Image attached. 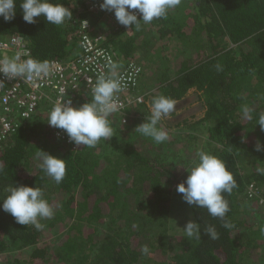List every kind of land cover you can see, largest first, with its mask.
Returning a JSON list of instances; mask_svg holds the SVG:
<instances>
[{"label": "trees", "instance_id": "16d2710c", "mask_svg": "<svg viewBox=\"0 0 264 264\" xmlns=\"http://www.w3.org/2000/svg\"><path fill=\"white\" fill-rule=\"evenodd\" d=\"M87 1L52 0L72 12L70 21L56 26L43 17L35 24L24 22L16 0L15 18H0V36L20 37L29 59L45 64L70 57L83 21L93 33L105 21L103 48L113 52L118 76L130 63L139 67L132 91L144 94L143 102L128 111L125 123L112 114L114 136L92 148L62 145L47 117L18 120L13 133L0 141V203L11 186L38 187L55 214L36 230L0 210V264H245L258 255L253 264H264V221L258 219L264 174L257 172L264 169V151L255 150L257 142L264 147V130L257 124L264 116V0H181L166 19L140 21L139 30L93 13ZM141 64L155 69L150 94L143 77L141 82ZM190 92L197 94L203 114L188 125L192 132L183 140L169 136L156 144L135 131L147 120L134 123V110L150 117L154 98L179 102ZM91 98L80 92L73 102L81 106ZM244 107L252 109L251 120L243 117ZM197 125L203 127L202 151L222 159L237 183L224 194L231 228L206 209L188 205L176 190L198 160L188 154L189 145L183 147L186 138L197 136ZM40 151L65 160L60 184L43 171ZM172 194L181 198L185 218L200 225L199 240L171 233ZM209 226L218 240L206 234ZM144 245L150 255L141 253Z\"/></svg>", "mask_w": 264, "mask_h": 264}, {"label": "clouds", "instance_id": "9594fccd", "mask_svg": "<svg viewBox=\"0 0 264 264\" xmlns=\"http://www.w3.org/2000/svg\"><path fill=\"white\" fill-rule=\"evenodd\" d=\"M181 4V0H102L100 9L102 11L114 12V16L120 25L133 26L136 30L140 28V21L150 24L154 19H166L169 10ZM22 19L28 24H35L36 18L43 17L48 24L62 25L72 18V12L62 3H53L52 0H20ZM16 0H0V18L11 21L16 15ZM136 10L141 15L138 19ZM109 75H100L92 88L90 102L79 107L67 104L54 106L48 116V124L51 127L63 130L69 139L76 145L95 147L101 140H108L114 136V130L110 125L109 117L119 111L121 105L117 94L126 85L122 77L117 74L118 65L109 62ZM217 71L222 67L217 64ZM47 66L34 60L17 62V58H6L0 61V73L7 79L17 77L31 78L33 74L39 75L46 71ZM4 82L0 80V88ZM176 108V102L163 95L153 99L151 115L146 122L136 126L134 129L143 137L151 138L156 144H161L169 139V133L158 127L165 117H168ZM243 117L251 120L252 109L244 107ZM264 130V116L257 122ZM256 151H264L259 142L255 144ZM42 159L41 167L45 174L56 184H60L66 175V163L64 159L49 155L40 151ZM198 160L187 170L188 175L184 182L177 185V192L182 194V199L188 205H194L206 209L208 214L223 221V227H233L226 219L229 212V204L224 194H231L237 187L233 174L228 170L225 162L219 157L199 151ZM3 167L0 166V172ZM264 174V169H257ZM8 194L2 203L0 210L10 214L15 222L20 225H32L36 230H42L45 225L40 221L51 219L55 209L44 198L43 191L38 187L20 185L9 187ZM190 238L200 239V225L189 221L184 227ZM206 234L212 240L219 239V233L214 226L206 229ZM143 255H150L147 245L141 248Z\"/></svg>", "mask_w": 264, "mask_h": 264}, {"label": "built area", "instance_id": "2783aa9c", "mask_svg": "<svg viewBox=\"0 0 264 264\" xmlns=\"http://www.w3.org/2000/svg\"><path fill=\"white\" fill-rule=\"evenodd\" d=\"M89 9L97 15L110 16L115 19L114 12L102 11L100 3L102 0H88ZM137 18L141 15L133 10ZM79 40L73 53L65 61H50L45 63L46 71L39 75L33 74L31 78L7 79L0 73V80L4 82L0 88V141L10 136L17 128L18 120H31L39 115V109L46 107V117L54 106L61 103L67 104L71 101V106L79 107L73 102L77 93H83L92 97V88L97 78L104 74L109 75V62L113 63V52L103 48V29L93 33L88 21L81 23ZM29 53L25 42L16 36H0V61L6 58H17L18 63L29 59ZM121 76L126 85L117 94L119 111L113 113L118 115L120 121L126 122V115L134 106L143 102V95L132 91L136 80L140 78V69L135 63H130ZM54 133V138L62 145L76 150L77 146L72 142L67 134L61 130L49 126ZM264 221V209H263Z\"/></svg>", "mask_w": 264, "mask_h": 264}, {"label": "rangeland", "instance_id": "374dc122", "mask_svg": "<svg viewBox=\"0 0 264 264\" xmlns=\"http://www.w3.org/2000/svg\"><path fill=\"white\" fill-rule=\"evenodd\" d=\"M99 24L101 26V29L103 30L108 27L107 22L105 21ZM139 59H142V56H140ZM136 63L138 64L139 61L138 62L136 61ZM141 65L143 69L141 75V82L143 77L144 84L148 85L147 90L144 88V90H146L145 93L150 94L153 91L152 90L153 83H151L150 80L153 77L152 72L155 71V69L153 66H144L143 64ZM136 111L137 113H135ZM132 113H133L132 120H134V123H141L143 119L147 120L149 118L148 116L141 114V112L138 109L134 110ZM202 114H203V107L198 100L197 94L190 92L185 99L176 102L175 110L168 117L163 118L161 122L158 124V127L161 129H165L169 133L170 137L180 138V140H183L182 139L183 135L192 132L191 129L188 128V125H194L200 118H202ZM38 117L39 119L46 118V110L44 106H42L39 109ZM138 120L139 122H137ZM184 121H187V123L178 129L177 125L183 123ZM202 128L203 127L201 125H197L198 131L194 132V135H197L198 137L194 136V138H189V139L186 138L183 144V147L184 146L186 147L188 145L190 146L191 149L188 151V154L192 156L194 160L195 157H197V153L203 150V142H202L203 135L201 134L203 131ZM167 144L169 145L171 144V142H168ZM182 153L184 154L182 155V158H185V156L188 155L185 151H182ZM188 161H192V160L188 159ZM172 200H173L172 204L174 206L175 213L171 215V220L173 219L174 221L171 223V226H174V228L171 227V233H176L180 235L181 233L186 232L184 227L186 226L187 222H189V219H186L185 217H188L187 216L188 213L179 196L172 194ZM261 216L260 218H258L259 222L260 219L263 218V216L262 217ZM258 259H259V255L257 257H251L248 260H246L245 264H253Z\"/></svg>", "mask_w": 264, "mask_h": 264}]
</instances>
